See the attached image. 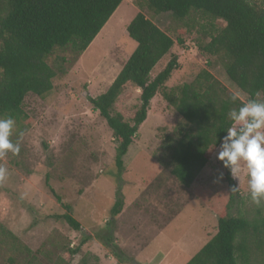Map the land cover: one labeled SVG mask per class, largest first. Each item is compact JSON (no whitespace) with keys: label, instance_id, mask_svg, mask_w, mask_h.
Instances as JSON below:
<instances>
[{"label":"rangeland","instance_id":"rangeland-1","mask_svg":"<svg viewBox=\"0 0 264 264\" xmlns=\"http://www.w3.org/2000/svg\"><path fill=\"white\" fill-rule=\"evenodd\" d=\"M132 2L137 12L184 41L175 42L162 56L151 78L176 55L177 68L166 87L191 81L206 68L229 92H240L242 100H248L227 78L220 60L198 48L204 43L201 27L212 22L209 18L193 13L175 22L167 12H150L144 0ZM135 12L127 2L119 4L79 56L70 48L54 49L46 59L57 72L52 89L43 96L24 97L23 114L14 119L10 137L20 152L0 158V166L8 169L0 181V264H24L25 247L35 252L50 241L73 247L85 232L90 238L71 264L86 253L97 258L90 257L89 264H184L215 233L217 212L228 201L225 170L216 158L219 146L195 180L188 187L181 185L170 172L163 146L181 117L157 92L118 172L111 129L88 100L106 90L135 48L126 32ZM212 23L224 25L221 20ZM139 93L127 87L114 111L130 118L139 106ZM233 180L238 196L231 213L250 216L257 208L264 212V206L249 198L245 172ZM119 194L123 205L112 217L110 208ZM63 204L70 206L79 231L54 217L67 212Z\"/></svg>","mask_w":264,"mask_h":264},{"label":"trees","instance_id":"trees-1","mask_svg":"<svg viewBox=\"0 0 264 264\" xmlns=\"http://www.w3.org/2000/svg\"><path fill=\"white\" fill-rule=\"evenodd\" d=\"M121 1L0 0V118L19 119L28 93L43 96L49 92L57 72L47 57L56 48H70L75 57L79 56ZM146 7L153 14L169 13L175 22L193 13L212 22L223 21L221 27L212 22L201 27L204 43L198 48L220 60L227 78L248 99L264 100V0H146ZM126 32L135 48L106 90L88 100L111 129L116 143L114 162L120 172L123 157L146 118L150 100L159 92L181 117L173 135L164 138L163 146L171 174L188 187L226 135L232 123L228 111L238 108L243 100L231 102L233 93L206 68L191 81L166 87L165 82L177 68L176 55H171L154 77L150 74L175 42L184 44L182 38L174 39L141 11L129 21ZM129 86L139 90V106L126 119L113 106ZM224 170L228 201L217 212L216 231L184 264H264L263 209L257 208L250 216L233 215L238 191H230L236 184L229 170ZM49 189L60 202V197ZM122 205L119 194L110 208L112 217ZM63 206L67 212L54 217L79 231L81 225L68 211L70 206ZM89 238L83 233L73 247L51 241L48 247L35 252L25 247L24 264H71ZM90 257L97 259L86 253L77 264H89Z\"/></svg>","mask_w":264,"mask_h":264},{"label":"clouds","instance_id":"clouds-1","mask_svg":"<svg viewBox=\"0 0 264 264\" xmlns=\"http://www.w3.org/2000/svg\"><path fill=\"white\" fill-rule=\"evenodd\" d=\"M229 100L241 101L240 92H234ZM232 122L221 138L216 158L222 162L233 178L243 170L247 176L248 195L253 204L264 206V100L249 98L238 108L227 113ZM15 121L12 117L0 118V158L7 153L16 155L20 146L13 143ZM8 169L0 166V181L7 178ZM221 178L223 174H220ZM236 186L230 188L235 192Z\"/></svg>","mask_w":264,"mask_h":264},{"label":"crops","instance_id":"crops-1","mask_svg":"<svg viewBox=\"0 0 264 264\" xmlns=\"http://www.w3.org/2000/svg\"><path fill=\"white\" fill-rule=\"evenodd\" d=\"M123 1L127 2L129 7H134V8H135V11H136L135 14L137 13V5L134 4V3L132 2L133 0H122L121 3H122ZM144 1H146V0H144ZM121 3H120V4H121ZM120 6H121V5H120ZM117 9H118V7H117ZM114 12H115V11H114ZM135 14H134V15H135ZM145 15H147V14H145ZM133 17H134V16H133ZM131 19H132V18H131ZM131 19H130V20H131ZM150 19H151V18H150ZM130 20H129V21H130ZM107 23H108V22H107ZM107 23L105 24V26L107 25ZM128 23H129V22H128ZM105 26H104V27H105ZM104 27L102 28V30L104 29ZM209 238H210V237H209Z\"/></svg>","mask_w":264,"mask_h":264},{"label":"bare ground","instance_id":"bare-ground-1","mask_svg":"<svg viewBox=\"0 0 264 264\" xmlns=\"http://www.w3.org/2000/svg\"><path fill=\"white\" fill-rule=\"evenodd\" d=\"M93 42V41H92Z\"/></svg>","mask_w":264,"mask_h":264}]
</instances>
